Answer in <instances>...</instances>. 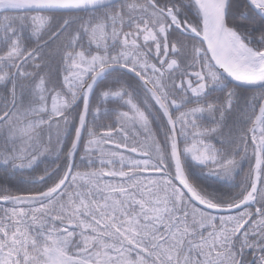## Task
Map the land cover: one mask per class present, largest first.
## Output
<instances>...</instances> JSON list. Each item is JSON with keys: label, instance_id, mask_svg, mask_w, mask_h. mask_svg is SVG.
Segmentation results:
<instances>
[{"label": "snow or ice", "instance_id": "6c2138e0", "mask_svg": "<svg viewBox=\"0 0 264 264\" xmlns=\"http://www.w3.org/2000/svg\"><path fill=\"white\" fill-rule=\"evenodd\" d=\"M0 264H264V0H0Z\"/></svg>", "mask_w": 264, "mask_h": 264}]
</instances>
